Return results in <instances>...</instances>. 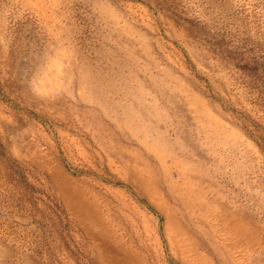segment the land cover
Returning a JSON list of instances; mask_svg holds the SVG:
<instances>
[{"label":"rangeland","instance_id":"374dc122","mask_svg":"<svg viewBox=\"0 0 264 264\" xmlns=\"http://www.w3.org/2000/svg\"><path fill=\"white\" fill-rule=\"evenodd\" d=\"M0 264H264V0H0Z\"/></svg>","mask_w":264,"mask_h":264}]
</instances>
